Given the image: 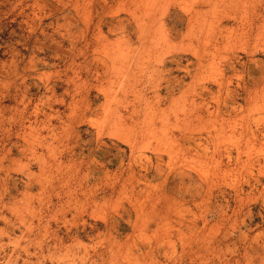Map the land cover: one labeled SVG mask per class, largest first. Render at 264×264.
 Segmentation results:
<instances>
[{"label":"rangeland","instance_id":"374dc122","mask_svg":"<svg viewBox=\"0 0 264 264\" xmlns=\"http://www.w3.org/2000/svg\"><path fill=\"white\" fill-rule=\"evenodd\" d=\"M0 264H264V0H0Z\"/></svg>","mask_w":264,"mask_h":264}]
</instances>
